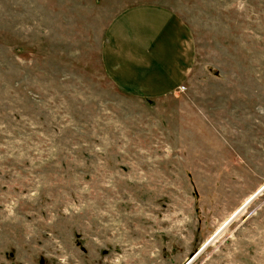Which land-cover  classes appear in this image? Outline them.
<instances>
[{"label": "rangeland", "instance_id": "rangeland-1", "mask_svg": "<svg viewBox=\"0 0 264 264\" xmlns=\"http://www.w3.org/2000/svg\"><path fill=\"white\" fill-rule=\"evenodd\" d=\"M145 3L196 40L161 98L102 64ZM0 264H264V0H0Z\"/></svg>", "mask_w": 264, "mask_h": 264}, {"label": "crops", "instance_id": "crops-1", "mask_svg": "<svg viewBox=\"0 0 264 264\" xmlns=\"http://www.w3.org/2000/svg\"><path fill=\"white\" fill-rule=\"evenodd\" d=\"M196 62V40L189 25L174 9L160 4H138L118 14L102 50L112 83L146 98L180 91Z\"/></svg>", "mask_w": 264, "mask_h": 264}, {"label": "built area", "instance_id": "built-area-1", "mask_svg": "<svg viewBox=\"0 0 264 264\" xmlns=\"http://www.w3.org/2000/svg\"><path fill=\"white\" fill-rule=\"evenodd\" d=\"M185 89H186V85L183 84L180 86V90L184 91Z\"/></svg>", "mask_w": 264, "mask_h": 264}]
</instances>
